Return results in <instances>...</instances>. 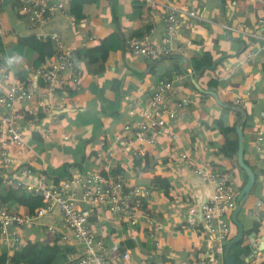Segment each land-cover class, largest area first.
Returning a JSON list of instances; mask_svg holds the SVG:
<instances>
[{"label":"crops","instance_id":"obj_1","mask_svg":"<svg viewBox=\"0 0 264 264\" xmlns=\"http://www.w3.org/2000/svg\"><path fill=\"white\" fill-rule=\"evenodd\" d=\"M73 1L78 15L72 12ZM22 2L0 0V45L2 53L11 54L2 62L0 52V71L7 69L13 76L25 79L34 69L46 64L49 59L45 58L43 64L36 66L41 60L39 51L28 45H16L19 41L36 40L37 35L47 34L57 36L65 49L76 53L75 62L82 71V78L79 91H65L77 106L76 111L53 112V117H42L25 125L26 146L23 148L0 144V151L7 150L10 161L8 166H3L0 159V199L14 197L10 195L15 187L7 184L8 179H19L32 186L43 181L47 187H54L63 180L49 173L51 170L59 169L62 174L70 171L73 177L97 172L100 168L106 170L108 166L128 188L146 186L153 189L146 205L142 206L139 200L131 203V207L148 210L163 226L155 233L156 241H153L144 224L131 231L122 217L94 205H84L96 217L93 225L106 231V251L114 264H122L119 256L124 250L131 253L128 264H196L208 234L200 207L211 197L212 186L196 177L193 168L205 161L215 162L219 173L233 175L231 187L237 198L247 183L245 174L236 166L237 158L234 161L218 154L226 139L214 123L227 111L223 119L227 126H240L243 160L254 174V186L237 215L243 228L241 248L248 249V253L240 249L239 257L243 264H264V143L261 150L255 146L256 133L263 128L264 120V0H227L224 9L218 0H65L70 17L56 13L46 24L36 28L13 10ZM164 7L178 11L180 27L173 44L174 54L144 60L126 52L124 40L129 37L160 43ZM115 33L118 38L109 42L114 48L106 50L98 63L89 64L83 52L102 44ZM17 48L20 52L14 51ZM206 52L216 61L215 66L195 73L192 61ZM243 54L249 59L239 65ZM158 80L175 82L174 97L182 105L171 124V138L156 135L155 145L145 147L139 158H133L123 149L113 151L116 158L108 157L107 153L113 148L111 135L126 121L122 117L127 104L145 101ZM194 80L203 92L195 88ZM5 91L6 86L0 85V94ZM206 93H214L215 98ZM238 98L240 104L235 106ZM105 100L118 103V118H100L103 122L100 137L93 143L88 142L84 157L65 154L62 147L75 145L78 139L88 141L92 133V126H81L77 122L78 112L98 114ZM53 101L57 102L58 97ZM33 106L34 101H31L18 105L17 109L21 113ZM233 108L236 109L234 117L231 116ZM49 129L54 136L44 140L43 134ZM33 133L41 139L42 146L39 147L38 140L32 142ZM66 136L69 140L63 141ZM177 152L187 154L189 159L185 162L174 157ZM80 163L81 169L77 167ZM23 171L30 172L23 175ZM155 177L168 181L167 193L153 186ZM76 191L80 195V190ZM257 203L262 205L257 207ZM29 204V200L17 201L8 209L30 212ZM191 209L196 211L194 225L189 223ZM60 220V212L54 208L42 223L58 225ZM231 232L234 238L237 228L233 224ZM132 234L136 235L137 242L131 241ZM46 235L42 227L22 232L24 243L52 244L54 240ZM4 249L0 244V263L17 256L7 249V253H3ZM222 260L224 262V254ZM22 264L34 263L27 259Z\"/></svg>","mask_w":264,"mask_h":264},{"label":"built area","instance_id":"obj_2","mask_svg":"<svg viewBox=\"0 0 264 264\" xmlns=\"http://www.w3.org/2000/svg\"><path fill=\"white\" fill-rule=\"evenodd\" d=\"M13 10L34 28L46 24L56 13L70 17L65 0H23L22 4ZM161 18L164 31L160 43L147 39L127 38L124 40V50L144 60L165 58L174 54L173 44L180 27L178 11L175 8L164 7ZM36 40L50 43L52 46L53 55L46 64L34 69L25 79L13 76L7 69L0 71V85L6 86L5 93L0 94L2 147L12 145L23 148L26 146L25 125L37 122L42 117H53V112L57 114L64 109L77 110V106L65 93L67 89L72 91L80 89L82 71L76 66V53L65 49L55 35H37ZM262 40L264 44V37ZM248 59L249 56L243 54L239 65ZM176 92L174 81L158 80L145 101L127 104L128 108L122 117L126 118V121L122 122L119 131L115 130L112 133L113 148L107 153L108 157L116 158L115 152L123 149L133 158H139L145 147L155 145L156 135L170 139L171 124L182 108L181 103L175 100ZM55 96L58 97L57 102L53 101ZM31 101H34L33 107L28 111L18 112V105ZM239 104L240 99H235L234 105ZM26 116L32 117V121L26 120ZM231 116H236L235 108L232 109ZM53 134V130L49 129L43 134V139L52 138ZM68 140L67 136L63 138V141ZM263 143L264 120L263 128L256 133L257 150L262 149ZM173 156L185 162L189 159L187 154L181 152ZM108 157L106 156V159L109 162ZM0 159L3 166L9 165L7 150L0 151ZM29 172L23 171L22 174L28 175ZM193 173L212 186L211 197L200 207L203 225L208 234L205 248L196 264H223L225 246L233 238L230 217L237 205V196L231 187L233 175L228 172L219 173L213 161L196 164ZM7 184L20 187L24 192L41 200L40 207L33 212L24 213L10 211L0 203V244L8 250H13L21 244L24 230L42 227L53 240L60 238L59 243L75 248L73 264H114L105 248L106 231L93 225L91 221L93 212L84 205H94L95 208H103L113 216L122 217L131 231H135L141 223L144 224L149 228L153 241H156L155 233L163 228L148 210L139 211L131 207V203H138L139 200L142 201V206L146 205L153 189L146 186L128 188L108 166L106 170L100 168L97 172L75 175L54 187H47L43 181L36 186L27 185L13 178L8 179ZM76 189L80 190V195ZM261 205L256 204L257 207ZM54 208L60 212V223L58 225L42 223V219L50 215ZM195 214L196 211L191 209L189 213L191 225H194ZM130 239L137 242L135 234H132ZM154 245L157 243L154 242ZM148 258L151 259L152 255ZM130 260V251L124 250L119 256L122 264H128Z\"/></svg>","mask_w":264,"mask_h":264},{"label":"trees","instance_id":"obj_3","mask_svg":"<svg viewBox=\"0 0 264 264\" xmlns=\"http://www.w3.org/2000/svg\"><path fill=\"white\" fill-rule=\"evenodd\" d=\"M222 4V9L227 4V0H218ZM72 12L76 13V7L75 3L73 1L72 3ZM78 15V14H77ZM118 38V35L115 33L111 35L107 40H105L102 44L94 47L86 49V51L83 52V57L88 60V63L93 65L95 63L99 62L100 56L106 51L111 48H114L110 46L109 42L116 40ZM130 38V37H129ZM28 45L31 49L39 51L41 54V60L39 63L36 64V66H40L44 63V59H50L53 55V49L50 43H43L41 41H37L35 39H31L28 41H22L18 42L16 46H25ZM15 46V47H16ZM15 52H20V50L14 49ZM0 52L2 53L1 45H0ZM10 53L4 54L2 53L3 60L2 62L6 61V58L10 57ZM216 61L213 60L211 55L206 52L201 55L198 59H194L191 63L192 68L195 73H199L203 69H209L215 66ZM22 77V76H21ZM23 79V78H21ZM118 109L119 105L118 103H108L105 100V103L102 105V109L98 114H91L87 111H79L76 120L81 126H92V133L90 136V139L88 141H85L83 139H78L75 145H71L70 147H62L61 150H64V153L67 155H71L73 157H84L86 146L88 145V142H95L100 137V129L102 128L103 122L100 118H107L111 117L114 119L118 118ZM227 111L223 112V116L215 121L214 126L216 129L220 132V134L226 139L225 145L219 150V155H221L223 158L232 159L235 161L237 152H238V134L236 130V125H230L227 126V124L224 121V116ZM247 120V119H246ZM40 141L39 147L42 146V141L39 139L36 135V133H33L32 136V142L33 141ZM138 163H136L137 165ZM246 164V163H245ZM76 166V164H75ZM237 168L239 171L244 173L243 170H241L237 163ZM78 168H82V163L77 165ZM52 175H55L58 180H68L70 179L71 173L70 171H67L65 174H62L61 171L58 170H51L49 171ZM245 174V173H244ZM245 179H247V175H244ZM153 186L156 187L159 190H162L163 192L167 193L169 189V183L167 180L162 179L160 177H155L153 179ZM15 187L14 185H12ZM254 186V185H253ZM14 192L10 195L13 198H1L0 203L4 205L7 209L9 206H11L12 203L15 202H22L23 200H29L30 204V212H33L35 209L41 206V200L37 196H33L32 194L24 192L20 187L14 188ZM34 197V198H33ZM9 210V209H8ZM96 217L94 215L91 217V221L95 220ZM232 225V223L230 224ZM245 234H248V232H245ZM60 238L54 239L52 244L50 245H43L41 243H24L23 239L21 241V244L13 249L8 250L9 252L17 253L16 257H11L7 261V263H0V264H22L23 261L27 259H32L34 264H73L74 258L76 256V250L73 247H70L66 244L59 243ZM242 241L235 244L231 250L229 256L233 259V261L236 264H243L242 260L239 257V251L240 249L243 251V253H248V249H242L241 248ZM106 248V243H105ZM6 249V248H5ZM4 249V250H5ZM240 251V252H242ZM7 253V251H3V253ZM223 262V260H222ZM223 264H225L223 262Z\"/></svg>","mask_w":264,"mask_h":264},{"label":"water","instance_id":"obj_4","mask_svg":"<svg viewBox=\"0 0 264 264\" xmlns=\"http://www.w3.org/2000/svg\"><path fill=\"white\" fill-rule=\"evenodd\" d=\"M193 85L195 86V88L199 91V92H203L201 91V89L198 87L196 80L193 81ZM209 94L211 96H213L215 98V94L214 93H206ZM237 130V134H238V152L236 155V161H237V165L238 167L244 171V173L247 175V183L245 185V187L243 188L242 192L240 193V195L237 198V205L236 208L234 209L232 216H231V221L232 224L235 225V227L237 228V234L234 238H232L225 246L224 249V263L225 264H236L233 259L229 256V252L231 250V248L237 244L238 242H240L243 238V228L242 225L238 222L237 220V215L239 213V211L242 208L244 199L248 197L250 190L252 189L253 185H254V174L253 171L245 164L244 160H243V142H242V132L240 129V126L236 127ZM242 200V202H241Z\"/></svg>","mask_w":264,"mask_h":264},{"label":"rangeland","instance_id":"obj_5","mask_svg":"<svg viewBox=\"0 0 264 264\" xmlns=\"http://www.w3.org/2000/svg\"><path fill=\"white\" fill-rule=\"evenodd\" d=\"M24 231H28V230H24ZM46 236H48V235H46Z\"/></svg>","mask_w":264,"mask_h":264}]
</instances>
